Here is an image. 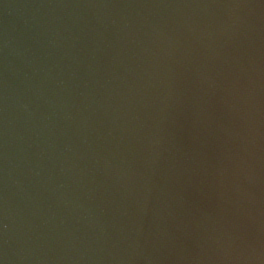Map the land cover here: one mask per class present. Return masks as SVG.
<instances>
[{"label":"water","instance_id":"water-1","mask_svg":"<svg viewBox=\"0 0 264 264\" xmlns=\"http://www.w3.org/2000/svg\"><path fill=\"white\" fill-rule=\"evenodd\" d=\"M0 264H264V0H0Z\"/></svg>","mask_w":264,"mask_h":264}]
</instances>
